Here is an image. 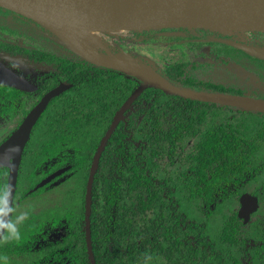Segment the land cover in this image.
<instances>
[{
	"label": "trees",
	"instance_id": "obj_1",
	"mask_svg": "<svg viewBox=\"0 0 264 264\" xmlns=\"http://www.w3.org/2000/svg\"><path fill=\"white\" fill-rule=\"evenodd\" d=\"M248 33L241 42L253 51L234 43L240 38L209 27L99 34L108 39L111 53L150 65L175 86L264 98V30ZM0 50L20 56L25 75L37 80L35 89L25 92L21 114L58 80L73 83L51 98L33 126L15 193L33 187L54 161L71 164L63 182L80 202L63 208L68 224L62 240L75 262L259 264L255 258L262 248L250 241L264 239V226H255L264 219L262 107L191 99L145 83L98 159L86 207L83 194L95 148L143 80L81 58L57 36L35 32L1 6ZM17 92L0 85V114L17 107V99L9 100ZM7 173L0 168V185ZM50 185L35 192L49 191ZM246 190L259 200L255 221L248 223L236 214L239 194Z\"/></svg>",
	"mask_w": 264,
	"mask_h": 264
},
{
	"label": "bare ground",
	"instance_id": "obj_2",
	"mask_svg": "<svg viewBox=\"0 0 264 264\" xmlns=\"http://www.w3.org/2000/svg\"><path fill=\"white\" fill-rule=\"evenodd\" d=\"M12 9L55 32L81 53L111 63L146 81L166 85L152 68L130 59L108 57L91 45L101 31L159 26H202L227 33L264 30V14L252 9L223 12L218 19L210 0H2ZM107 47V46H106Z\"/></svg>",
	"mask_w": 264,
	"mask_h": 264
},
{
	"label": "flooded vegetation",
	"instance_id": "obj_3",
	"mask_svg": "<svg viewBox=\"0 0 264 264\" xmlns=\"http://www.w3.org/2000/svg\"><path fill=\"white\" fill-rule=\"evenodd\" d=\"M6 9H9V8H6ZM9 10H11L15 14H17L18 18L22 22L25 23V26H31L35 32L40 33L41 35L48 37L50 39H53V37L50 36L52 31L49 30L47 27H45L43 24L39 23L38 21L34 20L33 18L26 16L20 12H17V11L12 10V9H9ZM241 32L244 33L245 38L240 35V32H236L233 34L230 33V34L234 37L240 38V42H238V43L242 44V42L246 38H249V33H248V30L241 31ZM17 42L21 43L22 40L18 38ZM77 55H79V54H77ZM81 58H83V57H81ZM83 59H85V58H83ZM85 60H87V59H85ZM0 61L5 66H7L11 70H13L15 73L23 76L30 83L33 84V88L31 90H24V89H19V88H16L14 86H11L9 84L0 82V85L9 86L16 92L18 90V92H17L18 96L16 97L13 94L14 98L9 99L10 101L14 100V102H16V99H17V107H15V105H14L10 111L2 112L0 114V143H1L19 125V123L22 121V119L27 114V112L41 99V97L43 96V94L45 92H47L52 87L58 85L61 81H65V82L69 83V86H67L65 89H63L60 92V93H62L65 90L72 87L73 83L69 82L67 80H63V79L58 80L54 86H52L48 90L44 91L37 98L35 103L27 110V112L21 114V112L23 111L21 109H22L23 104H24L23 101H24V97H25V92L33 91L36 87L37 80H31L25 75V71H26L25 64H24V62L20 56H11L10 54H8L6 52H2V50H0ZM60 93H58L57 95H59ZM52 97H54V96H52ZM51 98L46 103L45 107L43 108V110L39 114V116L36 119L33 126L36 124L40 115H42V113L46 109ZM7 104H9V101L7 102ZM16 119H19V122L16 126H14V122L16 121ZM33 126H32V128H33ZM32 128H31V131H32ZM35 129L39 133H41V131H42L40 125H39V128L37 125ZM31 131H30L29 138L31 136ZM103 135H102V137H103ZM102 137L100 138V140H99V142L95 148V151L91 157L89 170H88V176H89L91 163L93 161L94 155L98 149V146L101 142ZM109 137H108V139H109ZM29 138L23 147L19 167L21 165L24 148L27 145ZM41 138H42V135L39 134V138H38L39 141H41ZM108 139H107V141H108ZM107 141H106V143H107ZM106 143L104 144V146L100 152V155H101ZM93 144L94 143H91V145H93ZM38 152H40V150H38L37 153ZM100 155H99V157H100ZM99 157H98V159H99ZM98 159H97V163H98ZM44 162H46V161L44 160ZM97 163H96V165H97ZM52 166H54V168L51 171H49L46 175H48L50 172H52L58 168L69 166L67 168V169H69L71 164L70 163H63V164L58 163L56 165V162L54 161L52 163ZM1 167H7V166L2 165V166H0V168ZM7 169H8V167H7ZM67 169H65L64 171H62L60 174L56 175L54 178H52L49 181V183L51 184L50 185L51 190H49V191H42V192L37 191V192H35V190L37 188L30 191V189H32L34 187L33 186V187L29 188L26 192H24L22 194H18L16 196V193H15L16 188H15V192H14L13 200H12V206H13V208L16 209V214H19L22 212L27 213V219H25L23 221L22 225L19 227L20 228L19 231H20V235H21V238L19 241H10L8 243H0V264H78L77 262H75L71 253H68L66 251V249L63 245L67 241L62 240V238L65 234L64 226L66 224H68L66 215H64L65 212H64L63 208H65V205L67 207H70V205L74 206L76 204L74 201H79V197H76V196L70 197L69 196V194H68L69 190L67 187L68 185H66V183L64 184V182H63L65 180V177H66L65 171ZM7 175H8V173H7ZM46 175H44L43 177H45ZM88 176H87L86 184H85L86 185L85 186V192L83 194L86 207L89 204V198H90L89 193H90V189H91V182H90V185L88 187ZM42 178H40L38 181H40ZM92 178H93V175H92ZM92 178H91V181H92ZM6 182H7V180H6ZM88 188H89V190H88ZM243 193L255 195L257 198V206L248 213V216L246 218H244L238 214L239 207H240V196ZM258 208H259V200H258V196L256 194H254L248 190L243 191L239 194L236 214L239 218H241V220L244 223H248L250 221H255V220H251V219H254L253 214L257 211ZM51 211L53 213H51ZM49 213H51L49 218H46L45 220H41L42 216H45V215L49 216L48 215ZM255 226L256 227L257 226H260V227L264 226L263 217H261V221L256 223ZM253 242L255 244L261 246V248H262V249L259 248L258 256L255 258V262L259 263V264H264V249H263L264 248V246H263L264 245V239L260 240L259 238L255 237L252 241H250V244H253ZM248 250H249V248H248ZM64 253H66V254H64ZM250 255H251V253H250Z\"/></svg>",
	"mask_w": 264,
	"mask_h": 264
},
{
	"label": "water",
	"instance_id": "obj_4",
	"mask_svg": "<svg viewBox=\"0 0 264 264\" xmlns=\"http://www.w3.org/2000/svg\"><path fill=\"white\" fill-rule=\"evenodd\" d=\"M0 6L12 9L11 7L5 5L2 0H0ZM208 6L212 11H215L216 16L218 19L221 18V14L223 12H230L231 10H235V12H238L240 9L243 11H246L247 9H252L254 11H258L260 13L264 14V0H210V4L208 3ZM14 10V9H12ZM16 11V10H15ZM18 12V11H17ZM161 27V26H159ZM167 27V26H162ZM186 27H192V26H186ZM193 27H202V26H193ZM208 27V26H206ZM211 28V27H209ZM53 32V31H52ZM59 39H61L67 46H69L71 49H73L77 54H79L81 57L106 67L115 68L122 70L124 72H127L111 63H107L101 60H98L97 58L89 55H85L78 51L77 49L73 48L72 46L68 45L60 36H58L55 32H53ZM239 47H242L248 51H253L252 48L248 46H244L241 43L234 42ZM99 52V51H98ZM100 53V52H99ZM102 54V53H100ZM106 55L108 57H117L121 59H130L131 61L137 62V63H143L139 62L137 60L127 58L125 56L119 55V54H113L109 53L102 54ZM144 65H147L148 67L152 68L150 65L143 63ZM152 70H154L152 68ZM155 71V70H154ZM128 73V72H127ZM157 75L162 77L166 81V85H159L150 81H146L142 78L143 82L139 84L131 93L130 95L125 99V101L122 103V105L117 109V111L114 114V117L107 128L106 132L104 133L101 142L98 146V149L94 155L93 161L90 166L89 176H88V187L91 182V178L94 172V169L96 167L97 159L100 155V152L106 143L108 137L112 133V131L117 126L120 119L123 118L124 112L128 109V107L132 104V102L135 100V98L141 93V91L144 88L145 83H153L161 87L163 90L167 92H171L174 94H177L182 97L192 98V99H198V100H204V101H214V102H221V103H230V104H238V105H250V106H260L264 109V98H257V97H251L249 95H239V94H233V93H221V92H213V91H200L195 90L190 87L185 86H175L172 83H170L167 79H165L163 76H161L159 73L155 71ZM132 74V73H131ZM138 77V76H137ZM0 82L9 84L11 86H14L19 89L24 90H31L33 88V84L30 83L26 78L23 76L15 73L13 70H11L9 67L5 66L0 61ZM67 86H69V83L65 81H61L58 85L52 87L47 92L43 94L41 99L27 112V114L24 116L22 121L19 123V125L0 143V166L5 165L8 167V175H7V183H10L12 186V192H11V204L13 200V195L16 188V182H17V175H18V168L20 164V158L21 153L23 150V147L26 143V141L29 138L31 128L33 124L35 123L36 119L38 118L39 114L45 107L48 100L52 97L60 93L63 89H65ZM11 156L10 165L9 163H5L9 157ZM69 166L58 168L52 172H50L48 175L43 177L40 181H38L30 191L44 185L45 183L49 182L52 178H54L56 175L60 174L62 171L67 169ZM89 190V188H88ZM257 206V198L255 195H250L248 193H243L240 196V207L238 214L244 218L248 216V213L253 210Z\"/></svg>",
	"mask_w": 264,
	"mask_h": 264
},
{
	"label": "clouds",
	"instance_id": "obj_5",
	"mask_svg": "<svg viewBox=\"0 0 264 264\" xmlns=\"http://www.w3.org/2000/svg\"><path fill=\"white\" fill-rule=\"evenodd\" d=\"M10 160L9 155L4 162L9 163ZM9 166H11L10 163ZM11 192L10 183L0 185V243L19 241L21 238L19 224L27 219V213L16 214V209L11 204Z\"/></svg>",
	"mask_w": 264,
	"mask_h": 264
},
{
	"label": "rangeland",
	"instance_id": "obj_6",
	"mask_svg": "<svg viewBox=\"0 0 264 264\" xmlns=\"http://www.w3.org/2000/svg\"><path fill=\"white\" fill-rule=\"evenodd\" d=\"M240 35L243 36V37L245 38L243 32H240ZM50 36L53 37V39H55V36H56V35L52 32ZM105 41L107 42L108 39H106V38H104L103 36H101V34H99V32H98V33H96V34L94 35V37H92L91 45H92L93 48H94L95 50H97V51H98V49H104V50H106V51H108V52H112L110 46L107 45V43H106ZM106 46H107V47H106ZM260 53H261V54H264V52H260Z\"/></svg>",
	"mask_w": 264,
	"mask_h": 264
}]
</instances>
